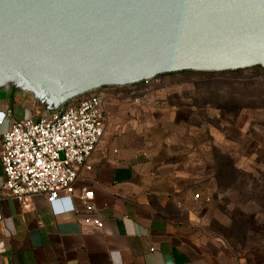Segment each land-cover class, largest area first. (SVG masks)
I'll return each instance as SVG.
<instances>
[{
  "label": "crops",
  "instance_id": "crops-1",
  "mask_svg": "<svg viewBox=\"0 0 264 264\" xmlns=\"http://www.w3.org/2000/svg\"><path fill=\"white\" fill-rule=\"evenodd\" d=\"M155 79L98 89L107 112L104 133L75 188H92L99 226L83 222L73 196L49 203L37 194L20 205L3 190L0 166V264H264V252L240 254L209 237L206 191L195 189L168 146L142 125L145 102L136 95ZM0 111L9 112L0 144L13 121L45 114L15 88H0Z\"/></svg>",
  "mask_w": 264,
  "mask_h": 264
},
{
  "label": "water",
  "instance_id": "water-1",
  "mask_svg": "<svg viewBox=\"0 0 264 264\" xmlns=\"http://www.w3.org/2000/svg\"><path fill=\"white\" fill-rule=\"evenodd\" d=\"M264 68V0H0V88L50 114L104 86Z\"/></svg>",
  "mask_w": 264,
  "mask_h": 264
},
{
  "label": "rangeland",
  "instance_id": "rangeland-1",
  "mask_svg": "<svg viewBox=\"0 0 264 264\" xmlns=\"http://www.w3.org/2000/svg\"><path fill=\"white\" fill-rule=\"evenodd\" d=\"M148 84L136 95L145 102L142 125L206 191L209 237L240 254L264 252V68L184 72Z\"/></svg>",
  "mask_w": 264,
  "mask_h": 264
},
{
  "label": "built area",
  "instance_id": "built-area-1",
  "mask_svg": "<svg viewBox=\"0 0 264 264\" xmlns=\"http://www.w3.org/2000/svg\"><path fill=\"white\" fill-rule=\"evenodd\" d=\"M145 81L144 83H147ZM9 112L0 111V126ZM107 112L104 95L93 90L62 104L50 114L27 116L10 124L1 135L0 166L6 195L26 206L32 196L52 203L61 195L73 196L83 207V222L100 225L89 185L75 184L101 141ZM194 198L200 199L199 193ZM204 200L209 201L205 196ZM0 244V252L3 251Z\"/></svg>",
  "mask_w": 264,
  "mask_h": 264
},
{
  "label": "trees",
  "instance_id": "trees-1",
  "mask_svg": "<svg viewBox=\"0 0 264 264\" xmlns=\"http://www.w3.org/2000/svg\"><path fill=\"white\" fill-rule=\"evenodd\" d=\"M251 68H260V69H263L262 67H260V66H254V67H251ZM240 70V69H239ZM239 70H232V71H230V72H234V71H239ZM184 72H192V71H180V72H172V73H166V74H160V75H158V76H156L155 78H158V77H160V76H163V75H170V74H180V73H184ZM200 72V71H199ZM202 72V71H201ZM143 84H144V82H142ZM242 92H246V89L244 90V88H239L238 87V92H237V94H242ZM231 93V92H230ZM243 93V94H244ZM205 97V96H204Z\"/></svg>",
  "mask_w": 264,
  "mask_h": 264
}]
</instances>
